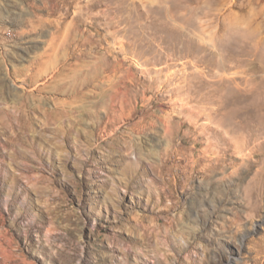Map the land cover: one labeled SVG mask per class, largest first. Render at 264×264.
Listing matches in <instances>:
<instances>
[{
  "label": "rangeland",
  "instance_id": "1",
  "mask_svg": "<svg viewBox=\"0 0 264 264\" xmlns=\"http://www.w3.org/2000/svg\"><path fill=\"white\" fill-rule=\"evenodd\" d=\"M0 264H264V0H0Z\"/></svg>",
  "mask_w": 264,
  "mask_h": 264
},
{
  "label": "bare ground",
  "instance_id": "2",
  "mask_svg": "<svg viewBox=\"0 0 264 264\" xmlns=\"http://www.w3.org/2000/svg\"><path fill=\"white\" fill-rule=\"evenodd\" d=\"M85 82H86V81H85ZM94 86L100 88V84H94ZM112 91L115 92V86H112Z\"/></svg>",
  "mask_w": 264,
  "mask_h": 264
}]
</instances>
